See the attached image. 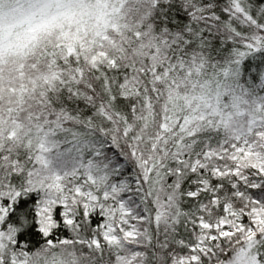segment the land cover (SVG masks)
<instances>
[{"label":"snow or ice","instance_id":"1","mask_svg":"<svg viewBox=\"0 0 264 264\" xmlns=\"http://www.w3.org/2000/svg\"><path fill=\"white\" fill-rule=\"evenodd\" d=\"M0 264H264V0H0Z\"/></svg>","mask_w":264,"mask_h":264},{"label":"trees","instance_id":"2","mask_svg":"<svg viewBox=\"0 0 264 264\" xmlns=\"http://www.w3.org/2000/svg\"><path fill=\"white\" fill-rule=\"evenodd\" d=\"M97 2L99 3V2H100V0H97Z\"/></svg>","mask_w":264,"mask_h":264}]
</instances>
